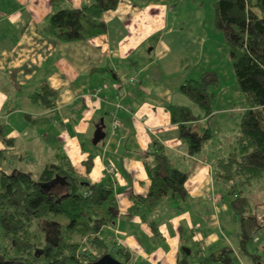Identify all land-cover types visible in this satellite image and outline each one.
<instances>
[{
	"label": "crops",
	"instance_id": "1",
	"mask_svg": "<svg viewBox=\"0 0 264 264\" xmlns=\"http://www.w3.org/2000/svg\"><path fill=\"white\" fill-rule=\"evenodd\" d=\"M64 3L81 7L94 0H0V125L4 137L11 139L9 145L0 141V148L5 149L0 168L39 174L59 148L85 182L110 178L119 211L125 214L132 203L129 195L148 191L150 180L142 154L157 141L172 162L187 172L183 209L147 213L146 218L158 221L157 233L135 214L116 218L101 229L99 237L115 252L125 250L130 264H178L179 258L184 259L182 247L190 249L185 253L189 264H199V258L209 254L219 256L226 247L235 260L213 264L246 262L248 254L238 251L232 196L226 193L224 197L215 188L213 162L221 155L208 158L203 153L209 139L200 154H188L178 125L170 119L168 106L172 104L201 112L179 91L185 79L180 48L173 61L165 59L171 49L161 38L163 32L146 31L143 2L138 0H119L115 9L104 11L105 33L77 42L58 41L43 30V23ZM134 23L151 39L147 50L152 58L143 64L138 63L136 49L127 45L139 33L131 30ZM127 29L133 33L129 35ZM130 77L136 81H129ZM116 103L121 107L116 108ZM112 113L119 120L115 129ZM213 114L192 122L194 129L201 132ZM100 119L105 137L93 144ZM228 147L227 143L224 149ZM89 157L92 165L87 171ZM255 257L260 264L261 258Z\"/></svg>",
	"mask_w": 264,
	"mask_h": 264
},
{
	"label": "trees",
	"instance_id": "2",
	"mask_svg": "<svg viewBox=\"0 0 264 264\" xmlns=\"http://www.w3.org/2000/svg\"><path fill=\"white\" fill-rule=\"evenodd\" d=\"M119 0H94L91 5L74 7L63 4L51 11L43 23V30L61 42H77L106 32L101 20L104 11L115 9ZM214 25L227 45L234 78L242 92L245 106L226 154L213 162L214 179L223 183L230 199L231 216L238 228V251L250 255L255 264L259 260L246 244L255 232L264 227V215L252 203L249 190L255 181L264 182V0H213ZM203 72L199 78H186L179 91L196 104L200 113L178 104L168 106L170 119L178 125L179 136L190 155L200 154L210 139L207 125L201 132L195 122L210 117L214 92L210 86L216 79ZM0 141L9 145L0 125ZM5 149L0 148V162ZM143 168L150 180L145 195H129L131 206L120 213L110 178L85 182L75 170L69 157L56 149L38 177L29 170L0 168V264H87L110 253L123 263H129L125 250L112 253L99 237L104 226L120 216L139 214L152 231L157 233L158 221L149 217L166 210L179 212L187 198V172L175 165L163 145L154 141L142 154ZM91 158L86 170L91 169ZM88 245L99 255L82 248ZM229 247L219 256L209 254L199 258V264L233 262ZM178 264H189L186 255Z\"/></svg>",
	"mask_w": 264,
	"mask_h": 264
},
{
	"label": "rangeland",
	"instance_id": "3",
	"mask_svg": "<svg viewBox=\"0 0 264 264\" xmlns=\"http://www.w3.org/2000/svg\"><path fill=\"white\" fill-rule=\"evenodd\" d=\"M138 1L150 4L148 7L145 3L140 5L146 31L152 35L154 33L159 35L160 32H163L161 38L171 49L165 59L173 61L176 58L177 49L180 48V50L178 49L179 58L184 63L182 71L185 74V79L187 77L199 78L205 71L216 79L217 84L210 86L215 96L213 103L215 112L205 123V126L207 125L210 129L211 137L203 153L208 158H211L212 154H216V156L226 154L227 149L225 150L224 146L235 134L239 113L245 106V100L234 78L231 61L227 54L226 40L214 25L213 0ZM127 30L129 35L133 33L129 29ZM131 30L134 32L137 30L139 33L134 35L136 39L127 45L136 49L139 57L138 63L143 64L152 58V54L147 50L151 40L148 39L150 35L142 34L143 27H138L135 23ZM119 38L117 34L116 40ZM125 42L128 41L125 40ZM192 104L197 107L194 102ZM17 128L21 129L19 125ZM35 172H33V176L37 178L38 173ZM215 188L218 193H225L224 197H227V192L221 181L215 180ZM249 192L255 208L258 211L263 210L264 214V182L255 181ZM83 245L85 246L81 249L87 246V250L92 254L99 255L97 249L88 245L86 238L83 240ZM246 248L250 253L258 255L261 258L260 264H264V227L255 232L252 239L247 242ZM109 249L115 253L111 247ZM252 259L248 255L245 261L247 264H254ZM246 262H235L234 264H246Z\"/></svg>",
	"mask_w": 264,
	"mask_h": 264
},
{
	"label": "water",
	"instance_id": "4",
	"mask_svg": "<svg viewBox=\"0 0 264 264\" xmlns=\"http://www.w3.org/2000/svg\"><path fill=\"white\" fill-rule=\"evenodd\" d=\"M103 127H104L103 119H100L99 124H96L95 130L93 132V136H92L93 144H97L99 141L104 139L105 132L103 130ZM83 183L86 184V182ZM182 250L186 254H189L190 252V249L188 247H182ZM87 264H127V263L120 262L110 253H105L104 255H101L98 259L94 261H90Z\"/></svg>",
	"mask_w": 264,
	"mask_h": 264
},
{
	"label": "built area",
	"instance_id": "5",
	"mask_svg": "<svg viewBox=\"0 0 264 264\" xmlns=\"http://www.w3.org/2000/svg\"><path fill=\"white\" fill-rule=\"evenodd\" d=\"M129 81H136V79L134 78V77H130V79H129ZM99 91V89H97L96 90V92H98ZM115 107L116 108H119V107H121V105L120 104H118V103H116L115 104ZM113 115H112V122H111V126H112V128L113 129H115L116 127H118V125H119V120H118V118H117V116L114 114V113H112ZM107 171H112V167H109L108 169H107ZM210 199V198H209ZM212 199V198H211ZM213 200V199H212Z\"/></svg>",
	"mask_w": 264,
	"mask_h": 264
}]
</instances>
